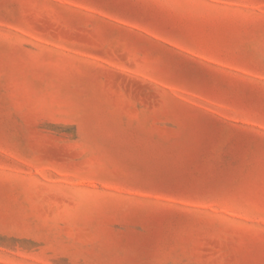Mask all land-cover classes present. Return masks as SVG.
Segmentation results:
<instances>
[{
  "label": "rangeland",
  "instance_id": "obj_1",
  "mask_svg": "<svg viewBox=\"0 0 264 264\" xmlns=\"http://www.w3.org/2000/svg\"><path fill=\"white\" fill-rule=\"evenodd\" d=\"M0 264H264V0H0Z\"/></svg>",
  "mask_w": 264,
  "mask_h": 264
}]
</instances>
